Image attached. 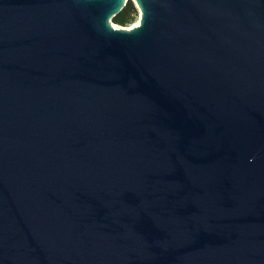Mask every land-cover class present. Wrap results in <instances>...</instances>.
Listing matches in <instances>:
<instances>
[{
	"label": "water",
	"instance_id": "95a60500",
	"mask_svg": "<svg viewBox=\"0 0 264 264\" xmlns=\"http://www.w3.org/2000/svg\"><path fill=\"white\" fill-rule=\"evenodd\" d=\"M0 0V264H264V0Z\"/></svg>",
	"mask_w": 264,
	"mask_h": 264
},
{
	"label": "trees",
	"instance_id": "16d2710c",
	"mask_svg": "<svg viewBox=\"0 0 264 264\" xmlns=\"http://www.w3.org/2000/svg\"><path fill=\"white\" fill-rule=\"evenodd\" d=\"M138 14V8L133 0H128L124 8L112 18L113 23L126 26L134 22ZM136 23V22H135Z\"/></svg>",
	"mask_w": 264,
	"mask_h": 264
},
{
	"label": "rangeland",
	"instance_id": "374dc122",
	"mask_svg": "<svg viewBox=\"0 0 264 264\" xmlns=\"http://www.w3.org/2000/svg\"><path fill=\"white\" fill-rule=\"evenodd\" d=\"M140 15H141V14H140V12H139V10H138V14H137V16H136L134 22L129 23V24H127L126 26H123V27H131V26H134L135 22H136L138 19H140ZM113 24L116 25V26H122V25L115 24V23H113Z\"/></svg>",
	"mask_w": 264,
	"mask_h": 264
},
{
	"label": "bare ground",
	"instance_id": "6f19581e",
	"mask_svg": "<svg viewBox=\"0 0 264 264\" xmlns=\"http://www.w3.org/2000/svg\"><path fill=\"white\" fill-rule=\"evenodd\" d=\"M139 22H140V19H138L137 21H136V23L134 24V26H136L137 24H139ZM114 26H116V25H114ZM117 27V26H116Z\"/></svg>",
	"mask_w": 264,
	"mask_h": 264
}]
</instances>
